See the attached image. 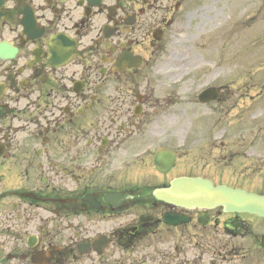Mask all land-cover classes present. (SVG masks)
<instances>
[{
	"label": "flooded vegetation",
	"instance_id": "flooded-vegetation-1",
	"mask_svg": "<svg viewBox=\"0 0 264 264\" xmlns=\"http://www.w3.org/2000/svg\"><path fill=\"white\" fill-rule=\"evenodd\" d=\"M197 1L23 0L20 6L18 0H4L0 49L16 52L11 59L0 56L1 163L19 171L9 190L7 179H0V248L8 249L0 259L5 264L49 259L50 264H131L130 258L121 260V249L135 252L158 226L153 217L135 212L150 209L148 184L137 179L152 178L131 174L137 166L150 168L154 160L153 124L161 118L163 101L155 96L153 72L182 7ZM26 6L34 12L28 17L34 26L28 29L22 26ZM55 37L59 48L50 46ZM68 39L75 41L76 58L63 64ZM158 135L165 140L162 131ZM36 167L49 168L50 178L36 179ZM180 213L190 222L177 231L163 226L159 244L172 257L163 255L161 264H205L199 248L215 252L223 214ZM124 214L129 220L118 223ZM201 218L208 219L204 227ZM259 231L263 236V223ZM99 236L109 240L102 254L77 255L81 241L91 249ZM52 246L58 250L50 258ZM147 258L150 264L157 260Z\"/></svg>",
	"mask_w": 264,
	"mask_h": 264
},
{
	"label": "rangeland",
	"instance_id": "rangeland-1",
	"mask_svg": "<svg viewBox=\"0 0 264 264\" xmlns=\"http://www.w3.org/2000/svg\"><path fill=\"white\" fill-rule=\"evenodd\" d=\"M189 4L182 11L191 20L178 24L176 43L158 62L166 67L154 77L162 81L157 97L165 101L171 94L166 144L181 145L172 175L247 177L213 180L255 188L264 172L258 158L264 159V0ZM207 85L224 86L227 105L192 108L189 98Z\"/></svg>",
	"mask_w": 264,
	"mask_h": 264
},
{
	"label": "water",
	"instance_id": "water-1",
	"mask_svg": "<svg viewBox=\"0 0 264 264\" xmlns=\"http://www.w3.org/2000/svg\"><path fill=\"white\" fill-rule=\"evenodd\" d=\"M160 193L158 198L170 200L175 204L194 203L201 207L224 205L230 211H248L264 216V198L246 192H231L225 189L216 191L206 182L175 181L170 190Z\"/></svg>",
	"mask_w": 264,
	"mask_h": 264
}]
</instances>
